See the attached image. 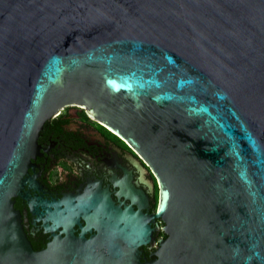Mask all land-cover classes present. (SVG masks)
<instances>
[{"label":"water","instance_id":"95a60500","mask_svg":"<svg viewBox=\"0 0 264 264\" xmlns=\"http://www.w3.org/2000/svg\"><path fill=\"white\" fill-rule=\"evenodd\" d=\"M69 106L139 154L159 203L87 182L46 206L65 236L34 251L13 198ZM152 217L167 239L141 263ZM0 264H264V0H0Z\"/></svg>","mask_w":264,"mask_h":264},{"label":"flooded vegetation","instance_id":"af4514ba","mask_svg":"<svg viewBox=\"0 0 264 264\" xmlns=\"http://www.w3.org/2000/svg\"><path fill=\"white\" fill-rule=\"evenodd\" d=\"M35 146L41 157L30 158L23 174L20 196L13 198L22 229L34 251L47 248L54 235L63 238L62 226L47 220L46 206L64 195H81L87 182L100 181V189L109 193L114 206L131 207L147 216L156 214L159 182L139 154L128 143L100 122L90 118L79 106L62 108L44 122ZM29 201L35 199L32 207ZM40 203H43L41 205ZM151 240L138 248L141 263L158 259L160 244L167 239L166 223L161 217L148 222Z\"/></svg>","mask_w":264,"mask_h":264}]
</instances>
